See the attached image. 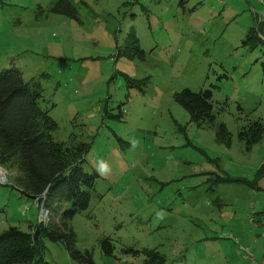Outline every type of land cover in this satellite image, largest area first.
Wrapping results in <instances>:
<instances>
[{"label": "rangeland", "instance_id": "374dc122", "mask_svg": "<svg viewBox=\"0 0 264 264\" xmlns=\"http://www.w3.org/2000/svg\"><path fill=\"white\" fill-rule=\"evenodd\" d=\"M56 1L0 0V70L14 64L40 82L55 139L88 144L86 172L97 173L101 160L111 169L97 173L89 205L70 221L77 248L94 264H144L149 249L168 264H237L240 250L232 244L226 255L217 239L220 212L237 210L261 211L251 226L264 250V178L259 198L247 185L214 180L252 179L264 160V137L251 144L241 134L264 126V0H70L78 18L52 12ZM252 26L261 42L247 39ZM130 33L143 59L117 56ZM122 73L147 81L128 87ZM183 88L210 91L213 123L190 122L174 99ZM221 123L230 134L223 141ZM17 173L0 165V233L47 221ZM43 243L49 264H77L61 242Z\"/></svg>", "mask_w": 264, "mask_h": 264}, {"label": "trees", "instance_id": "16d2710c", "mask_svg": "<svg viewBox=\"0 0 264 264\" xmlns=\"http://www.w3.org/2000/svg\"><path fill=\"white\" fill-rule=\"evenodd\" d=\"M51 11L78 18L70 0H57ZM258 31L257 27L252 26L247 39L261 42L262 39L256 35ZM124 47L125 51L117 49V56L144 58V51L134 33L128 34ZM261 70L264 78V60ZM122 75L128 87L139 89L141 83L147 81V78L140 81ZM174 99L189 113L190 122L196 126L215 121L210 91L195 92L183 88L174 93ZM42 102H45V98L38 80H24L22 71L14 64L0 70V165L8 169L16 168V185L33 200L43 195L42 206L47 211V221H40L29 231L9 226L0 233V264H49L44 258L46 248L43 238L64 244L77 264H94L91 251L77 248L76 234L70 221L89 205L90 192L98 174L86 172L81 166V157L88 149L87 143H74L70 139L71 144H66L55 139L54 132L58 125ZM241 134L251 144L255 143L264 137V126L256 122L254 127L243 129ZM229 135L221 123L216 131V139L227 140ZM263 178L264 160L252 179L226 176L214 180L237 182L257 190L262 189L259 181ZM101 247L105 255L113 254L114 245L110 239L102 238ZM125 251L137 254L132 249ZM144 252L147 256L144 264H168L166 256L159 251L149 249ZM244 257L249 258L247 264L252 263V253Z\"/></svg>", "mask_w": 264, "mask_h": 264}, {"label": "crops", "instance_id": "0c3cea01", "mask_svg": "<svg viewBox=\"0 0 264 264\" xmlns=\"http://www.w3.org/2000/svg\"><path fill=\"white\" fill-rule=\"evenodd\" d=\"M251 190L255 198H259L260 196L263 195L257 193L258 191L256 192L255 191L256 189L251 188ZM253 206L254 205L251 203V207ZM261 215H262L261 211H254V212L251 211L250 215H247L245 213L244 216L242 217L238 215L237 210L220 212V216L224 217L223 223L225 224L222 225V231L225 233L219 235V238L217 239L218 242L221 243V246L227 249L226 255L229 254L228 249H231L230 247H233L232 244L237 249L240 250L241 256L238 258L237 264L248 263L249 258L243 256L245 247H248L249 253H252L251 264H259L260 260L264 259V250L259 249L257 247V244H261V247L263 246V244L260 243V240L259 238H257V236H252L254 231L252 226H254L255 224L261 221ZM263 237H264V232H263ZM210 239H212V236L210 237L205 236V240H210Z\"/></svg>", "mask_w": 264, "mask_h": 264}, {"label": "clouds", "instance_id": "9594fccd", "mask_svg": "<svg viewBox=\"0 0 264 264\" xmlns=\"http://www.w3.org/2000/svg\"><path fill=\"white\" fill-rule=\"evenodd\" d=\"M110 167L109 165L104 162V161H99L98 162V167H97V173L100 175V176H104L106 174H108L110 172ZM162 213H158V216H161L162 217Z\"/></svg>", "mask_w": 264, "mask_h": 264}, {"label": "water", "instance_id": "95a60500", "mask_svg": "<svg viewBox=\"0 0 264 264\" xmlns=\"http://www.w3.org/2000/svg\"><path fill=\"white\" fill-rule=\"evenodd\" d=\"M43 199H44V196H43V195L38 196V197L36 198V203H37V206H38V207H41V208H42V214H46L47 211H46V209L42 206Z\"/></svg>", "mask_w": 264, "mask_h": 264}, {"label": "built area", "instance_id": "2783aa9c", "mask_svg": "<svg viewBox=\"0 0 264 264\" xmlns=\"http://www.w3.org/2000/svg\"><path fill=\"white\" fill-rule=\"evenodd\" d=\"M259 264H264V259H261Z\"/></svg>", "mask_w": 264, "mask_h": 264}]
</instances>
